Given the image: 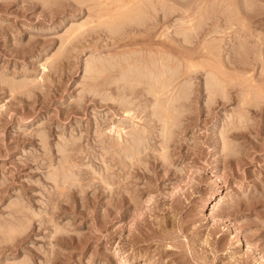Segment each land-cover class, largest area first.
Listing matches in <instances>:
<instances>
[{
    "label": "rangeland",
    "instance_id": "1",
    "mask_svg": "<svg viewBox=\"0 0 264 264\" xmlns=\"http://www.w3.org/2000/svg\"><path fill=\"white\" fill-rule=\"evenodd\" d=\"M0 264H264V0H0Z\"/></svg>",
    "mask_w": 264,
    "mask_h": 264
},
{
    "label": "bare ground",
    "instance_id": "2",
    "mask_svg": "<svg viewBox=\"0 0 264 264\" xmlns=\"http://www.w3.org/2000/svg\"><path fill=\"white\" fill-rule=\"evenodd\" d=\"M132 4H133V3H132ZM211 6H212V5H211ZM209 8H210V7H209ZM226 8H227V7H226ZM199 10H200V9H199ZM213 11H214V10H213ZM225 12H226V11H225ZM204 14H205V13H204ZM229 14H230V13H229ZM193 17H194V16H193ZM199 17H200V16H199ZM190 19H191V18H190ZM134 23H135V22H134ZM188 23H189V22H188ZM127 27H128V26H127ZM184 30H185V29H184ZM119 32H120V31H119ZM110 62H111V61H110ZM128 77H129V76H128ZM154 77H155V76H154ZM152 80H153V79H152ZM217 88H218V87H217ZM135 115H136V114H135ZM120 124H121V123H120ZM130 127H131V126H130ZM135 127H136V126H135ZM120 130H121V129H119V133H120L121 131L123 132V130H121V131H120ZM117 131H118V130H117ZM122 132H121V133H122ZM119 133H118V135H119ZM123 133H125V132H123ZM222 199H223V198H222ZM224 199H225V198H224ZM216 200H217V199H216ZM219 200L221 201V199H219ZM217 201H218V200H217ZM220 201H218L219 203H216V204L213 206V210L216 209V207L220 204ZM223 202H224V200H223ZM223 202H222V203H223ZM214 203H215V202H214Z\"/></svg>",
    "mask_w": 264,
    "mask_h": 264
}]
</instances>
